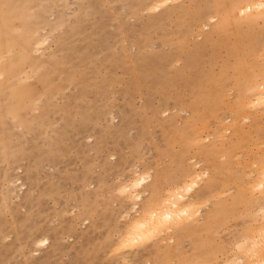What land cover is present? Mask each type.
Returning a JSON list of instances; mask_svg holds the SVG:
<instances>
[{"label": "rangeland", "instance_id": "1", "mask_svg": "<svg viewBox=\"0 0 264 264\" xmlns=\"http://www.w3.org/2000/svg\"><path fill=\"white\" fill-rule=\"evenodd\" d=\"M239 1L0 0V264L241 255L264 205L251 184L264 103L237 99L263 79L264 22L236 24ZM135 170L149 176L141 207L202 175L189 200L205 205L183 235L120 246L136 215L120 187Z\"/></svg>", "mask_w": 264, "mask_h": 264}, {"label": "bare ground", "instance_id": "2", "mask_svg": "<svg viewBox=\"0 0 264 264\" xmlns=\"http://www.w3.org/2000/svg\"><path fill=\"white\" fill-rule=\"evenodd\" d=\"M175 1L176 0H156V2L153 3L154 4L153 7H154V9H157V8L163 7L166 4H169V3L175 2ZM234 10L236 12L234 11V15L232 14L234 17H232V18L236 19V20H234V22H236V24H238L237 20L243 22V18H241L243 14H246L249 17L248 21H246V22L248 24V27L251 29L252 28L255 29L256 27L261 25L260 21L263 20L262 22H264V0H240L237 3V5L235 6ZM239 16H241V17H239ZM216 19H217L216 16L211 17V21H215ZM224 20H225V18H224ZM262 26H264V25H262ZM47 40H48V38H47ZM258 54L260 56V52L257 53V56H258ZM253 55H255V54H253ZM262 55H264V51H263ZM258 70H259V73H262V75H263L262 81L258 82L257 79H253V81L251 83H249L250 90L248 92H246V90L244 89L245 87L243 88L241 86V93L237 99L240 104L241 103H243L245 105L249 104L253 107L257 104L264 103V65H263V67L260 66ZM252 107H250V108H252ZM245 112L243 114L245 115V117H247V113H245ZM248 114L251 115V113H248ZM241 117H242V115H241ZM236 119H238V118H236ZM239 119L241 120L240 117H239ZM232 120L234 121V118ZM235 121H238V120H235ZM234 122H232V123H234ZM228 127H229V125H227V128ZM231 127H232V125H231ZM227 128H225V129H227ZM222 136H223V134H222ZM248 161H250V160H248ZM258 167H259V171H258V168L256 167V170L258 171V177L256 178L255 184L253 183L254 181L251 184H253V188L255 187V189L259 190L258 193L260 195L256 198L257 202H261V201L264 202V162L262 164H260V166H258ZM253 170H255V169H253ZM135 171L136 172H134L135 173L134 176H136V177L131 179L129 182H125L120 187V191L123 195L128 196L131 201L135 200L134 205H131V206L133 209H135L134 213H136L135 217L129 221L126 231L123 232L121 235L120 246L122 245L121 247L123 248V246H126L127 244H129L132 241H138V240L143 241L144 238L150 237V236L152 237V235H154V234L155 235L156 234L161 235L164 233H171L173 235L174 232H176L178 236L180 234L183 235V232H185V230H186L185 229L186 227H183L185 225V223L189 222L191 219H193L195 217L196 212H197V214H198V212L199 213L202 212V210H203L202 206H201L202 203H203V205H205L204 204L205 202H203L202 200L196 199V198H200V196L203 195V191H202V193H198L194 196V198L196 200H189L190 199V196H189L190 193L197 187V185L199 183L198 179L201 178L202 175L195 173L196 177H194V175H195L194 174L193 176L189 177V179L186 180L185 182H183V183L180 182L181 184H179L177 186L174 185V187H172V189H170V190L168 189L169 191L167 192L166 196L164 195V198L157 200V199H154L151 197L150 199H148L147 202H144L142 207H141V205L137 201V199L142 198V196H143L142 192L144 193L142 188L144 187L149 176L141 173L140 171H137V170H135ZM147 173H148V171H147ZM199 173H201V172H199ZM204 175H205V173H204ZM251 191H253V189ZM225 192L226 191H224L223 193H225ZM217 195H218V193H217ZM195 208H196V210H195ZM259 210L262 214V216H260V218L258 219V221L260 220V224L255 225L256 227L253 229L252 234H248L249 236H247V237L244 236L246 238L245 239L243 238L242 242L240 241L237 245H235L237 247V252H240L241 255L238 257L235 256L236 258L233 255V259L232 258L231 259L234 261V258H235L236 260L234 262L229 263V264H238V263L239 264H241V263H243V264H264V205H262ZM254 213H255V215H257L255 211H254ZM257 213H258V211H257ZM255 217H257V216H255ZM199 218H197V219H199ZM255 221H256V219H255ZM256 223H259V222H256ZM209 229H210V227H209ZM139 241L137 243H139ZM36 243H37V241H36ZM120 246H119L118 250L121 249ZM196 252L197 251H195L194 254H196ZM207 255L205 257H207ZM183 256H185V253L182 254V257ZM198 256H200V255H198ZM186 257H188V256H186ZM191 258H193V257H190V261H191ZM188 259L189 258H185L184 260H188ZM231 259H229V260H231ZM167 263H169V261ZM184 263H186V262H184ZM176 264H178V262ZM186 264H189V263H186ZM202 264H205V263H202ZM207 264H209V263H207Z\"/></svg>", "mask_w": 264, "mask_h": 264}]
</instances>
